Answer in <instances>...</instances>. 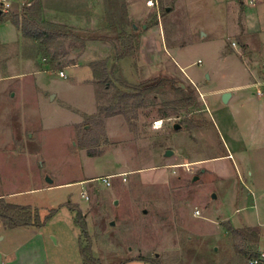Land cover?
I'll return each instance as SVG.
<instances>
[{
	"label": "rangeland",
	"instance_id": "obj_1",
	"mask_svg": "<svg viewBox=\"0 0 264 264\" xmlns=\"http://www.w3.org/2000/svg\"><path fill=\"white\" fill-rule=\"evenodd\" d=\"M23 1L5 19L19 18ZM35 1L86 23L87 35L115 34L107 0ZM127 10L136 32L122 44L136 47L137 36L139 49L119 61L112 52V81H165L132 125L123 115L86 117L74 137L70 125L95 110L90 68L64 59L37 77L11 78L27 69L20 57L29 42L23 51L0 47V195L22 192L6 200L43 218L58 210L42 228L0 221V264H84L87 246L95 264H251L264 252V0H127ZM227 89L234 97L225 104ZM105 106L124 108L118 98ZM108 175L110 186L100 181ZM84 178L94 180L57 186ZM243 228L259 232L258 242L236 241L230 229Z\"/></svg>",
	"mask_w": 264,
	"mask_h": 264
},
{
	"label": "trees",
	"instance_id": "obj_2",
	"mask_svg": "<svg viewBox=\"0 0 264 264\" xmlns=\"http://www.w3.org/2000/svg\"><path fill=\"white\" fill-rule=\"evenodd\" d=\"M107 4L109 16L108 25L109 28L115 32L114 36L102 35L94 37L74 28L42 22L41 7L38 5L37 1L23 7L22 14L19 18H12L10 20L15 27L21 31L24 37L35 39L26 41L32 42L34 47L38 49V54L44 55L51 66L62 65L61 58L67 51V40L56 39L63 37L75 39L70 40L71 43L68 47L71 51H74L76 55H82L84 53L88 41L110 43L115 53V60L119 61L136 53L134 50L139 49L138 45L140 44V40L135 36V39H137L135 40L137 46L134 48H127L122 44L121 38L129 37V29H131L132 32H136L133 31L134 24L129 18L127 0H107ZM4 19V13H1L0 21H3ZM110 61V58H107L93 62L90 65L94 74L93 85L97 101V113L87 118L97 121L102 118V116L110 118L116 115H123L127 122L132 125V120L134 118L133 113H135L139 107L148 103V100L145 102L143 98L156 93L160 88L165 86V81H158L156 84H153L155 81H147L141 86H132L121 76L117 81L119 84L118 86L116 82H113L111 79V76L114 75L117 70V66L116 64L110 66ZM72 63H74V61ZM179 90L184 92L181 87ZM110 91L113 93L115 99L118 98L119 104L124 105L123 109L118 110L115 107L108 108V106H105L114 100V98H109ZM132 100L134 101V104L129 109V103ZM181 100L182 103H186V107L192 106L194 101L193 97H190L189 94H185L184 98ZM83 148H85V146H83ZM89 156L96 157L95 154L90 152ZM63 206H66L70 211L77 213L78 220L82 218V211L79 206H74L71 203H67ZM57 212L58 210H50L43 218L38 208L17 205L8 202L4 197H0V221L7 229L24 227L42 228L57 214ZM78 220V225L83 232L87 234L86 224L80 223ZM230 232L235 236L236 241L241 239L249 243H257L260 236L259 232L250 228L230 229ZM237 250L240 252L238 247ZM80 253L84 260V264H95V260L91 255L90 246L81 247ZM259 257L260 254L253 256V258Z\"/></svg>",
	"mask_w": 264,
	"mask_h": 264
},
{
	"label": "crops",
	"instance_id": "obj_3",
	"mask_svg": "<svg viewBox=\"0 0 264 264\" xmlns=\"http://www.w3.org/2000/svg\"><path fill=\"white\" fill-rule=\"evenodd\" d=\"M21 4L25 3V0L23 2H20ZM20 3H18V5H21ZM15 5L14 2L9 3L8 5V11L6 13H4V18L6 15H8L10 13L11 8ZM49 6L45 5L44 3H42L41 6V20L42 22H46V23H51V24H55V25H61V26H66L69 28H74L77 30H86V25L84 26V24H81L79 21L76 20V18H71L68 17L66 19H61V17H65L62 16L64 15L63 13H59L57 11H52L49 10ZM72 9V8H71ZM71 9H65V10H71ZM25 40H35V39H30V38H26L23 36V34L21 33V31H19L15 25L11 22L10 19H4V21L2 23H0V47L1 48H6L12 45H19L20 50L23 51L24 48V43ZM56 40H75L74 38H70V37H63V38H59ZM29 42V48H27L28 51V55L26 54L25 56L20 57V62L23 63V65L27 66V69L24 71H21L17 74H11L10 77L14 78L19 77V78H26V77H37L41 74L47 73L48 69H51V66L48 63V59L44 56V55H39L38 54V49L34 47V44L30 41ZM66 42V43H67ZM68 47V46H67ZM113 47L110 43H104V42H100V41H88L86 43V49L84 51V53L82 55H76L74 53V51H71L70 48H67L66 53L64 54V56L62 57L61 61H65L64 59H67L68 64H66L65 67H88L90 68L92 74H93V70L91 68V64L93 62H96L98 60H103V59H107L110 58L113 55ZM74 61V63H72ZM20 63V64H22ZM11 67V62L9 63V69ZM182 71H185V68L181 67L180 68ZM63 72V71H61ZM65 74V73H64ZM60 75V74H59ZM61 76V75H60ZM66 76V74H65ZM88 81V85L91 87V85L94 87L93 85V75H92V79L87 80ZM255 86V85H254ZM38 87V86H37ZM95 90V89H94ZM228 92H230V89H227ZM226 93V92H225ZM232 93V97L231 100L234 97L233 92ZM57 97V95L55 96V98ZM94 101H95V110L92 113H87V112H83V116H85L84 118H82L79 122L73 123L70 126V130L72 132V135L75 137V126L76 125H80L84 119L86 117L89 116H93L97 113V104H96V99H95V95H94ZM63 105H65L66 107H69L68 102L64 101ZM111 120H113L112 118L108 119L107 123H109ZM109 176V175H108ZM94 179H88V178H84L78 181H74V182H68L65 184H60L57 185L59 186H69L71 184H75V183H79V184H87L92 182ZM57 186H52L50 188H54ZM22 193V192H21ZM19 192L17 193H11L9 195H0V197H4L7 199H11L14 196H17L18 194H21Z\"/></svg>",
	"mask_w": 264,
	"mask_h": 264
},
{
	"label": "built area",
	"instance_id": "obj_4",
	"mask_svg": "<svg viewBox=\"0 0 264 264\" xmlns=\"http://www.w3.org/2000/svg\"><path fill=\"white\" fill-rule=\"evenodd\" d=\"M13 0H0V14L1 13H6L8 11V5L9 3H11ZM261 0H252V3H256L259 2ZM149 5H153V1H149ZM60 75L63 77H66L64 72H60ZM258 86V85H256ZM258 95H263L262 91H258L257 92ZM158 124V122H156ZM156 124V125H157ZM114 177V176H106V177H102L100 178V181H102L104 184H106L107 186L111 185L110 179ZM123 182H126V178L125 176L121 175ZM98 181V180H96ZM82 197L86 198L87 200L89 199L88 194L84 191L82 192ZM197 215H200V211L196 212ZM251 264H264V252H262L260 254L259 258H255L251 261Z\"/></svg>",
	"mask_w": 264,
	"mask_h": 264
},
{
	"label": "water",
	"instance_id": "obj_5",
	"mask_svg": "<svg viewBox=\"0 0 264 264\" xmlns=\"http://www.w3.org/2000/svg\"><path fill=\"white\" fill-rule=\"evenodd\" d=\"M27 1H28L29 3H33L35 0H27ZM167 11H170V8H167ZM208 78H209V76H208ZM231 97H232V93H231V92H226V93H224V94L222 95V100H223V102H224L225 104H228V102H229V100L231 99ZM54 98H55V96L53 95V96H52V99H54ZM180 128H181L180 125H176V126L174 127L175 130H178V129H180ZM173 155H174V152L171 151V150H168V151H166V153H165V156H166V157H171V156H173ZM196 180H198V177H195L193 181H196ZM48 183H49V184H53V180L48 179ZM214 197H215V196H214ZM111 224H112V225H115V222H112Z\"/></svg>",
	"mask_w": 264,
	"mask_h": 264
}]
</instances>
